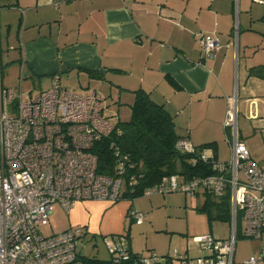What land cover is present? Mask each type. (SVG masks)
I'll return each instance as SVG.
<instances>
[{
	"label": "crops",
	"instance_id": "crops-1",
	"mask_svg": "<svg viewBox=\"0 0 264 264\" xmlns=\"http://www.w3.org/2000/svg\"><path fill=\"white\" fill-rule=\"evenodd\" d=\"M255 3L0 0L1 75L4 64L15 72L18 84L22 73L20 84L31 82L27 90L31 94L48 89L54 76L72 90L92 85L103 95L107 109L111 107L109 99L130 106L134 91L143 90L170 114L180 138L195 147L211 144L206 147L208 153L220 161L231 154L224 119L228 98L235 96L237 125L241 112L252 121L238 128L239 136L251 157L261 161L264 78L248 73L249 67L264 65V12ZM200 32L212 34L218 42L207 55L197 42ZM246 139L253 141L250 144ZM198 195L205 197L203 192ZM129 209L136 210L128 198L77 201L67 211L61 231L81 226L89 236H119L138 252L131 246L130 228L141 225L145 214L138 224ZM262 246L261 241L254 244L242 262L257 255ZM176 251L179 257H173L171 264H182L188 252ZM198 252L197 256L205 254L200 247ZM157 253L170 255L163 247H158Z\"/></svg>",
	"mask_w": 264,
	"mask_h": 264
},
{
	"label": "built area",
	"instance_id": "built-area-1",
	"mask_svg": "<svg viewBox=\"0 0 264 264\" xmlns=\"http://www.w3.org/2000/svg\"><path fill=\"white\" fill-rule=\"evenodd\" d=\"M197 42L206 55L218 46L212 34L198 33ZM22 76L17 90L4 86L0 66V264H84L80 249L89 235L81 226L51 235L40 231L49 221L52 204L68 211L81 200L116 202L136 179L131 176L126 185L128 156L120 154L113 140L109 146L116 156L114 173L97 170L93 146L115 128L99 91L68 89L54 76L48 89L31 94L21 89ZM237 114V99L230 96L224 119L231 148L228 160H217L203 148L199 158L210 163L211 173L182 183L173 174L142 193L208 192L219 200L226 197L231 236H194L205 254L182 258V264H234L237 237L260 239L264 234V160L253 159L239 138ZM176 146L194 151L187 139H179ZM129 215L138 224L144 219V213L134 209ZM237 215L243 222L240 230ZM104 242L109 264H163L167 259L156 251L133 257L119 236H105ZM171 256L179 257L176 249ZM262 263L264 246L243 264Z\"/></svg>",
	"mask_w": 264,
	"mask_h": 264
},
{
	"label": "trees",
	"instance_id": "trees-1",
	"mask_svg": "<svg viewBox=\"0 0 264 264\" xmlns=\"http://www.w3.org/2000/svg\"><path fill=\"white\" fill-rule=\"evenodd\" d=\"M248 73L264 78V65L249 67ZM134 93V99L129 106L130 118L115 122V128L110 135L93 146V151L98 158L97 170L100 173L108 175L114 173L116 156L109 146L110 141L113 140L118 146L121 155L128 156L123 176L126 185L131 176L135 177L136 183L132 187L128 186L123 198L134 199L142 196L145 188L154 186L173 174L177 176V182L182 183L211 173L210 163L203 162L199 158L200 151L211 144L193 146L192 152L179 149L176 144L181 138L174 129L172 117L163 105L154 102L143 90L138 89ZM192 158H196L195 163L191 161ZM203 194L204 203L200 209L206 212L208 220H229L230 211L226 197L219 200L208 192ZM212 209H217L214 216L211 214ZM128 249L133 257L147 255L154 251L149 250L143 253L133 252L129 247ZM162 256L167 258L163 264L172 263L171 255ZM81 260L84 264H109L110 256L107 260H101L97 257L82 255Z\"/></svg>",
	"mask_w": 264,
	"mask_h": 264
},
{
	"label": "rangeland",
	"instance_id": "rangeland-1",
	"mask_svg": "<svg viewBox=\"0 0 264 264\" xmlns=\"http://www.w3.org/2000/svg\"><path fill=\"white\" fill-rule=\"evenodd\" d=\"M255 7H259L264 12V4L257 3ZM262 4V5H261ZM237 5V4H236ZM2 82L4 86L18 89V81L13 70L3 65ZM32 87L31 82L23 81L21 89L25 92ZM35 89V87H34ZM79 92H87L93 90L92 85H83L73 89ZM108 111L114 122L126 121L130 118V107L125 104H117L109 99ZM252 123L241 112L238 117V128ZM247 140V139H246ZM253 140H247L252 143ZM180 182L181 179L179 178ZM133 200V207L137 211L145 214V219L141 225L132 224L130 228L131 246L138 252L146 253L149 250L158 252V247H163L170 251L175 248L180 253L186 250L188 257L194 258L199 254L198 244L192 240L194 236L211 233L222 239L231 236V222L228 220L212 219L208 220L206 212L200 207L204 203L203 195L188 196L182 191H171L165 193H153L150 196H139ZM217 209H212L211 214L214 216ZM67 220V211H65L58 203L51 206V214L47 224L40 227V231L44 235H51L60 232ZM237 229L242 228L243 222L240 215H237ZM264 236V235H262ZM90 238V239H89ZM250 242L243 243L242 240ZM252 240V241H251ZM264 243V237L261 240L253 238H240L236 241L235 262L243 264V260L248 256L246 253L254 244ZM86 245L81 248V253L85 257H98L105 259L108 257L104 238L101 235H93L85 238ZM196 254V255H195ZM264 264V263H262Z\"/></svg>",
	"mask_w": 264,
	"mask_h": 264
}]
</instances>
